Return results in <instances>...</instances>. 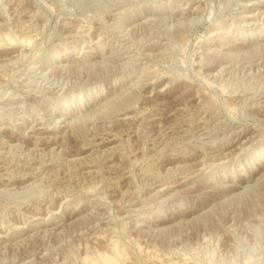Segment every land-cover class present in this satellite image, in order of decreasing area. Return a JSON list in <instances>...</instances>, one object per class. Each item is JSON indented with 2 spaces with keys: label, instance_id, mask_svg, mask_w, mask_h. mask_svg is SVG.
I'll use <instances>...</instances> for the list:
<instances>
[{
  "label": "rangeland",
  "instance_id": "obj_1",
  "mask_svg": "<svg viewBox=\"0 0 264 264\" xmlns=\"http://www.w3.org/2000/svg\"><path fill=\"white\" fill-rule=\"evenodd\" d=\"M0 264H264V0H0Z\"/></svg>",
  "mask_w": 264,
  "mask_h": 264
},
{
  "label": "bare ground",
  "instance_id": "obj_2",
  "mask_svg": "<svg viewBox=\"0 0 264 264\" xmlns=\"http://www.w3.org/2000/svg\"><path fill=\"white\" fill-rule=\"evenodd\" d=\"M27 37V36H26ZM27 39V38H26ZM10 42V41H9ZM11 43V42H10ZM25 43H26V41H25ZM28 44V43H27ZM26 46V45H25ZM181 61V60H180ZM203 114V113H202Z\"/></svg>",
  "mask_w": 264,
  "mask_h": 264
}]
</instances>
